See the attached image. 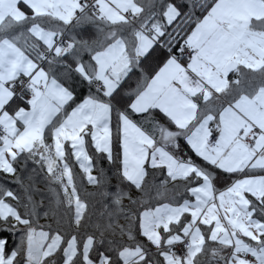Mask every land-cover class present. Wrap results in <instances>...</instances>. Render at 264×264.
Returning a JSON list of instances; mask_svg holds the SVG:
<instances>
[{
    "label": "snow or ice",
    "instance_id": "obj_1",
    "mask_svg": "<svg viewBox=\"0 0 264 264\" xmlns=\"http://www.w3.org/2000/svg\"><path fill=\"white\" fill-rule=\"evenodd\" d=\"M0 176V264H264V0H0Z\"/></svg>",
    "mask_w": 264,
    "mask_h": 264
},
{
    "label": "trees",
    "instance_id": "obj_2",
    "mask_svg": "<svg viewBox=\"0 0 264 264\" xmlns=\"http://www.w3.org/2000/svg\"><path fill=\"white\" fill-rule=\"evenodd\" d=\"M80 89H77V92H79ZM94 163H96V160L94 158ZM99 167H103L104 168V177L107 181L106 185L102 184L100 187H93L91 185H87L85 182V190L86 192H90V193H96V195L93 196H87L85 195L83 198L86 199L89 203V212L92 213V220L93 221H97L101 219V213H105L106 211H110L114 208V205H112L111 203V197L109 196H102L100 195V193L102 191L104 192H108V193H115L117 188H121L124 191L129 192V195L135 199L137 196H139V193L134 190V189H128L126 187V185L124 183L121 182L117 170L115 167L108 165L106 161H100L99 162ZM78 171V169H76ZM151 172V170H149ZM95 173V175L99 176L100 173L98 170L94 169L93 171ZM163 177L157 176L155 179L158 182L159 179H162ZM146 179L148 180H152L153 177L151 175H149V177H147ZM77 180H80V177H77ZM0 184H5V186L11 188V190H13L14 192L23 195L21 188L19 187V185L13 183H5V181L2 179V176H0ZM169 188L172 187L171 184L168 185ZM37 188V192L34 194V199H36L38 202L43 198V195H46L47 190L44 187L43 182H39L36 185ZM44 203L47 204L48 201L47 199H44ZM122 207L124 209V212L133 210L134 207H136L137 210L138 206H133L131 203V200L128 199L127 197L124 198L121 202ZM52 220L50 218H46L41 216L39 223L40 224H47V223H51ZM121 225L126 224V220L123 218V214H121L120 219L118 221ZM0 236H4L7 237V245L6 248L10 249L14 242H15V237L8 233V232H0Z\"/></svg>",
    "mask_w": 264,
    "mask_h": 264
},
{
    "label": "rangeland",
    "instance_id": "obj_3",
    "mask_svg": "<svg viewBox=\"0 0 264 264\" xmlns=\"http://www.w3.org/2000/svg\"><path fill=\"white\" fill-rule=\"evenodd\" d=\"M93 175H95L94 172H93ZM13 236L15 237V242H14V244H13V246H14L15 243H16V241H17V239H18V237H19V233L17 232V233H16L15 235H13ZM13 246H12V247H13ZM12 247H11V248H12ZM11 248H10V249H11Z\"/></svg>",
    "mask_w": 264,
    "mask_h": 264
}]
</instances>
